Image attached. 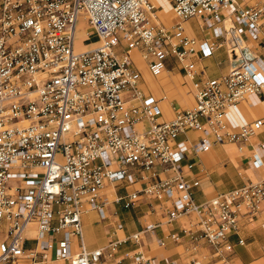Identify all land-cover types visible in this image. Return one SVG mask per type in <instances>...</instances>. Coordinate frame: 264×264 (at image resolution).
I'll use <instances>...</instances> for the list:
<instances>
[{
    "label": "built area",
    "instance_id": "1",
    "mask_svg": "<svg viewBox=\"0 0 264 264\" xmlns=\"http://www.w3.org/2000/svg\"><path fill=\"white\" fill-rule=\"evenodd\" d=\"M164 1L177 17L169 26L157 21L154 0H0V264H98L104 254L120 264L114 253L124 239L90 249L82 240L81 216L89 210L101 219L111 216L114 231L123 227L116 208L107 212L111 204L128 209L145 198L168 203L169 221L193 214L197 231L187 232L214 246L259 211L264 179L196 202L186 177L193 162L185 160L189 152L199 155L226 141L242 144L264 129V117L238 130L224 119L248 94L264 98V53H253L248 43L264 49V0ZM190 18L218 41L189 35L183 22ZM80 19L97 36L93 47H77ZM223 44L232 65L209 77L197 60ZM129 48L139 50L152 75L168 59L178 63L192 82L194 104L161 117L159 102L166 96L143 91ZM188 131L196 138L178 139ZM252 160L261 163L257 154ZM156 165L170 174L155 177ZM132 167L151 171L153 179L111 195ZM154 226L127 238L138 243L141 232ZM126 254L127 264H159L140 249Z\"/></svg>",
    "mask_w": 264,
    "mask_h": 264
},
{
    "label": "crops",
    "instance_id": "2",
    "mask_svg": "<svg viewBox=\"0 0 264 264\" xmlns=\"http://www.w3.org/2000/svg\"><path fill=\"white\" fill-rule=\"evenodd\" d=\"M236 1L240 4H251L260 0ZM154 4L157 6L156 19L160 24L169 26L177 21V17L164 0H154ZM191 19L195 20L194 24L191 23ZM183 25L186 32L198 40L218 41L214 38L212 31L203 28L196 18L185 20ZM262 30L264 38V24ZM96 43L97 38L89 43H84L83 45H87L86 47L80 48L76 44L78 49H86L93 47ZM248 43L252 45L253 53H264V49L253 41ZM123 47H125L124 44ZM128 51L134 64L140 70L139 84L143 91L155 97L166 96L159 102L162 109L161 117L171 118L175 108H186L194 104L192 82L185 76L178 63L168 59L166 68L159 75H152L139 50L129 48ZM197 61L205 67L207 76L216 77L229 69L233 59L229 57L226 45L223 44L215 47L210 55L199 58ZM259 117H264V98L251 93L227 112L224 119L231 130H238L242 124ZM186 135L194 139L197 133L188 131L186 134H180L178 139H182ZM240 145L242 147H239ZM254 154H257L261 162L258 166L253 163ZM185 162H193L191 168L186 170V177L193 183L191 192L196 202L246 182L264 179V129L242 144L226 141L213 144L211 148L199 155L189 152ZM153 169L158 171L155 177H164L170 174L168 171L161 170L159 165ZM130 171L119 188L111 189V195L139 189L147 181L153 179L150 176L151 171H138L136 167L130 168ZM165 205L169 206L168 203ZM165 205L153 198H145L136 207L128 209L119 204H111L107 208V212L110 213L116 208L123 221V227L115 231L111 216L108 219H101L96 210L84 212L81 216L83 244L90 249L103 246L115 237L124 239L114 253V257L121 259L120 264L130 262L131 259L126 253L137 249L142 250L150 257L152 263L159 264H264V201L259 211L254 215L246 216L242 220L238 232L229 234L220 242L219 246H214L204 239L193 238L187 232L188 228L197 231L196 217L193 214L181 215L169 221L164 212ZM150 223H155L156 226L153 229L142 231L138 243L127 238L134 231L141 230ZM171 233H177L179 238H172ZM157 238H162L164 243L159 245L156 241ZM238 238H242L243 242L238 243ZM28 242L32 244V241ZM227 244H230L231 247L226 248ZM40 264H63V262L47 260ZM98 264L116 263L113 258L104 254ZM131 264L139 263L132 262Z\"/></svg>",
    "mask_w": 264,
    "mask_h": 264
},
{
    "label": "rangeland",
    "instance_id": "3",
    "mask_svg": "<svg viewBox=\"0 0 264 264\" xmlns=\"http://www.w3.org/2000/svg\"><path fill=\"white\" fill-rule=\"evenodd\" d=\"M191 23L194 24L195 20L191 19ZM77 30H78V34H77V40L81 41L82 45L84 43H89L90 41H93L94 39L97 38L96 34H92L90 31V28L87 24V22L85 20L80 19L77 23ZM95 44V43H92ZM84 47H86L87 45H83ZM115 50L117 52L122 51V46L120 44H117L116 46H114ZM143 61V59H142ZM144 73H147L146 71H144ZM170 173V171H168V174ZM119 188V187H118ZM31 244L30 242H28V245Z\"/></svg>",
    "mask_w": 264,
    "mask_h": 264
},
{
    "label": "bare ground",
    "instance_id": "4",
    "mask_svg": "<svg viewBox=\"0 0 264 264\" xmlns=\"http://www.w3.org/2000/svg\"><path fill=\"white\" fill-rule=\"evenodd\" d=\"M77 34H78V31H77V33H76V36H77ZM76 43L79 45L80 48H81V47H84V46L82 45L81 41L77 40ZM80 48H79V49H80Z\"/></svg>",
    "mask_w": 264,
    "mask_h": 264
}]
</instances>
